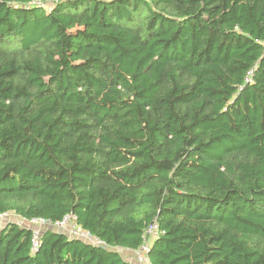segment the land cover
Masks as SVG:
<instances>
[{
	"label": "trees",
	"instance_id": "trees-1",
	"mask_svg": "<svg viewBox=\"0 0 264 264\" xmlns=\"http://www.w3.org/2000/svg\"><path fill=\"white\" fill-rule=\"evenodd\" d=\"M0 215L105 244L0 264H264V0H0Z\"/></svg>",
	"mask_w": 264,
	"mask_h": 264
},
{
	"label": "built area",
	"instance_id": "built-area-1",
	"mask_svg": "<svg viewBox=\"0 0 264 264\" xmlns=\"http://www.w3.org/2000/svg\"><path fill=\"white\" fill-rule=\"evenodd\" d=\"M253 73H250L249 77L246 79V82H251V76ZM10 215H0V218H6ZM16 222L19 226L27 228L32 231V251L37 252L40 248L41 237L43 231L48 229L57 230L59 232L65 233L70 238L81 239L89 244L94 245H105L103 242L96 239L89 231L82 229L76 223V218L72 215L66 216L62 221L57 223L48 222L43 219H33V220H24L15 217ZM162 235L159 226L154 223L150 225L143 236V243L140 248L134 251L135 263L136 264H152L150 262V251L151 246L154 240L159 238Z\"/></svg>",
	"mask_w": 264,
	"mask_h": 264
},
{
	"label": "rangeland",
	"instance_id": "rangeland-1",
	"mask_svg": "<svg viewBox=\"0 0 264 264\" xmlns=\"http://www.w3.org/2000/svg\"><path fill=\"white\" fill-rule=\"evenodd\" d=\"M14 215L7 216L6 218H0V231L11 222H16ZM44 233V231H43ZM135 261V256H133V262Z\"/></svg>",
	"mask_w": 264,
	"mask_h": 264
},
{
	"label": "crops",
	"instance_id": "crops-1",
	"mask_svg": "<svg viewBox=\"0 0 264 264\" xmlns=\"http://www.w3.org/2000/svg\"><path fill=\"white\" fill-rule=\"evenodd\" d=\"M124 256L127 257L129 260L133 261L134 253L132 251H123Z\"/></svg>",
	"mask_w": 264,
	"mask_h": 264
},
{
	"label": "water",
	"instance_id": "water-1",
	"mask_svg": "<svg viewBox=\"0 0 264 264\" xmlns=\"http://www.w3.org/2000/svg\"><path fill=\"white\" fill-rule=\"evenodd\" d=\"M115 252H118V250H114Z\"/></svg>",
	"mask_w": 264,
	"mask_h": 264
}]
</instances>
